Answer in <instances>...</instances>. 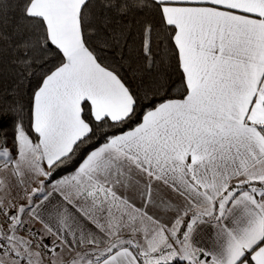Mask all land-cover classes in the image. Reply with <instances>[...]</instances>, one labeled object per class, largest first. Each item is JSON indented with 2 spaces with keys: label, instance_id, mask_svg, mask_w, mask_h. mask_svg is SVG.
I'll use <instances>...</instances> for the list:
<instances>
[{
  "label": "snow or ice",
  "instance_id": "obj_1",
  "mask_svg": "<svg viewBox=\"0 0 264 264\" xmlns=\"http://www.w3.org/2000/svg\"><path fill=\"white\" fill-rule=\"evenodd\" d=\"M0 264H264V0H0Z\"/></svg>",
  "mask_w": 264,
  "mask_h": 264
}]
</instances>
